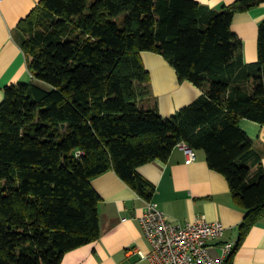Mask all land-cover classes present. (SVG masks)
Wrapping results in <instances>:
<instances>
[{
	"label": "trees",
	"instance_id": "obj_1",
	"mask_svg": "<svg viewBox=\"0 0 264 264\" xmlns=\"http://www.w3.org/2000/svg\"><path fill=\"white\" fill-rule=\"evenodd\" d=\"M263 4L41 0L18 26L32 81L5 87L0 104V264H61L97 241L93 180L113 171L152 202L156 188L138 168L167 162L180 144L204 152L248 212L232 264L264 217V149L240 127L264 126V19L252 64L232 24ZM142 52L162 56L202 95L161 116Z\"/></svg>",
	"mask_w": 264,
	"mask_h": 264
},
{
	"label": "crops",
	"instance_id": "obj_2",
	"mask_svg": "<svg viewBox=\"0 0 264 264\" xmlns=\"http://www.w3.org/2000/svg\"><path fill=\"white\" fill-rule=\"evenodd\" d=\"M41 0L0 1V104L5 87L30 83L32 75L26 56L19 44V23ZM209 8L218 9L237 0H193ZM264 19V4L247 13L236 15L232 31L242 40L244 60L258 62L259 25ZM142 61L151 76V90L160 115L170 117L189 106L202 91L192 83L180 82L176 71L160 55L142 52ZM240 127L260 149H264V126L242 119ZM264 168V158L262 159ZM139 174L156 188L153 203L174 224H186L205 217L226 227L223 239L212 243L211 253L222 254L225 243L236 244L239 226L247 211L237 205L227 179L212 170L202 151L190 164L179 148L174 149L167 162L154 161L138 168ZM100 196V238L67 253L61 264H152L142 254L149 255L152 246L140 224L146 201L140 198L113 171L93 180ZM232 264H264V217L250 230L236 251Z\"/></svg>",
	"mask_w": 264,
	"mask_h": 264
},
{
	"label": "built area",
	"instance_id": "obj_3",
	"mask_svg": "<svg viewBox=\"0 0 264 264\" xmlns=\"http://www.w3.org/2000/svg\"><path fill=\"white\" fill-rule=\"evenodd\" d=\"M178 148L184 152L187 164L196 160V152L191 147L180 144ZM140 224L152 246L151 253L142 257L152 264H224L235 247L225 243L222 254L213 256L212 243L223 239L226 233L223 223L201 217L186 224H174L153 202L146 201Z\"/></svg>",
	"mask_w": 264,
	"mask_h": 264
},
{
	"label": "rangeland",
	"instance_id": "obj_4",
	"mask_svg": "<svg viewBox=\"0 0 264 264\" xmlns=\"http://www.w3.org/2000/svg\"><path fill=\"white\" fill-rule=\"evenodd\" d=\"M122 18H123V16H121L120 18L116 19V21H117L118 23H120L121 20H122Z\"/></svg>",
	"mask_w": 264,
	"mask_h": 264
}]
</instances>
